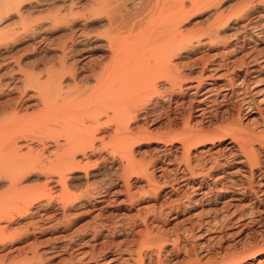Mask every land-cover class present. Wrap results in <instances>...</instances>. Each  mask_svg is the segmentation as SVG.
Listing matches in <instances>:
<instances>
[{"label":"bare ground","instance_id":"bare-ground-1","mask_svg":"<svg viewBox=\"0 0 264 264\" xmlns=\"http://www.w3.org/2000/svg\"><path fill=\"white\" fill-rule=\"evenodd\" d=\"M225 1L0 0V248L36 245L11 232L14 213L30 225L88 214L48 247L8 248L0 264H264V0L228 12ZM189 15L206 25L188 31ZM249 89L245 114L215 120ZM145 136L157 147L138 161ZM109 171L121 192L109 179L70 193ZM151 195L158 207L135 225ZM123 201L134 213L118 211Z\"/></svg>","mask_w":264,"mask_h":264},{"label":"rangeland","instance_id":"rangeland-1","mask_svg":"<svg viewBox=\"0 0 264 264\" xmlns=\"http://www.w3.org/2000/svg\"><path fill=\"white\" fill-rule=\"evenodd\" d=\"M55 1V2H54ZM63 1H65V0H49V2H48V0H47V2L50 4V5H54V6H60V4H62V2ZM83 1V2H82ZM252 1H254V0H226L225 2H223V10L225 11H236L237 9V11H239V9L241 8V7H245V5H248V4H250ZM47 2H45V3H47ZM51 2V3H50ZM81 2L82 3H85L84 2V0H81ZM241 4V5H240ZM238 6V7H237ZM237 9H236V8ZM236 9V10H235ZM242 9V8H241ZM257 10V9H256ZM255 12H258V10L257 11H255ZM233 13V12H232ZM45 15H46V17L49 15L48 13L46 14V13H44L43 15H38V17L40 18V17H45ZM190 16H192V18L190 17ZM36 17V16H35ZM194 17V18H193ZM37 18V17H36ZM38 18V19H39ZM188 18H189V20H187L186 21V25H185V29H187L188 31H192L193 29H197V26L199 27V28H203L205 25H206V20L204 21V20H200L199 18H197L196 16H194V15H189L188 16ZM206 18V17H205ZM200 22V23H199ZM204 22V23H203ZM208 22V21H207ZM197 24V25H196ZM196 25V26H195ZM203 25V26H202ZM225 25V24H224ZM229 25V24H228ZM195 27V28H194ZM198 28V29H199ZM195 31V30H194ZM55 38H53V40H54ZM57 40V41H56ZM55 41V42H54ZM54 41H52L53 42V44H51L52 42H50V44L53 46H57L59 43H60V41H59V38L57 39H55ZM59 41V42H58ZM58 42V43H57ZM53 46V47H54ZM221 46V45H220ZM215 48H212V49H210V51H208L207 49V51L205 50V49H201V51L200 50H197L195 53H193V54H191L190 56H189V58H193V57H199L200 55H202V53H200V52H203V54L204 53H207V52H210V53H216L217 52V50L219 49V51H221V49L222 48H220L219 47V45L218 46H214ZM219 47V48H218ZM222 47V46H221ZM43 50H42V49ZM40 49L42 50H40L39 52H44L43 54L42 53H40V55L42 54V55H46L47 54V50H45L46 49V47L44 46V45H41L40 46ZM259 49H261V52H262V55H264V45L262 44V45H260L259 46ZM196 73H197V71H195ZM195 74V73H194ZM260 83H258L257 84V87L258 88H260V89H264V71H263V73H261L260 74ZM242 92H241V94L240 93H237V94H234V95H232L229 99H228V101L224 104L225 106L222 108H219L218 109V111H217V115H216V117H215V120H221L222 118H224V119H230V118H235V116H236V114H237V112H238V110L240 109V110H242L244 113H242V114H245L246 112V108H247V106H248V104L250 103V104H252V102H253V100L256 98V96H254L253 95V92H251L252 90L251 89H249V90H241ZM237 95V96H236ZM239 95V96H238ZM241 95V96H240ZM245 100H247L249 103L248 104H246V102H245ZM245 102V103H244ZM244 104H246V105H244ZM225 111V112H224ZM253 111H255V110H253ZM161 118L163 119H161V121H162V123L163 124H165V126L168 124L167 123V114H165L164 115V112L163 113H161ZM169 115H171V114H169ZM166 116V117H165ZM164 117V118H163ZM222 117V118H221ZM247 117H249V114L247 115H244L243 117H241L240 118V120L242 121V123L243 124H247V125H249V127H250V129L251 128H253L254 129V127H255V125L257 126V130H258V127L260 126V124H259V126H258V124H257V121L259 120V119H257L255 116H252V117H255L254 119V121L253 122H249V119L250 118H248L247 119ZM170 118H173L172 116L170 117ZM247 119V120H244V119ZM223 120V119H222ZM257 120V121H256ZM142 120L141 119H139V120H137V124L138 125H142L143 123L141 122ZM177 121V122H176ZM176 121H173V123L175 124V125H178L179 124V121L178 120H176ZM256 121V124L255 125H253L254 124V122ZM167 123V124H166ZM161 125V127H165L164 125ZM260 128V127H259ZM156 129L157 128H155L154 130H152L151 132H153V133H155V131H156ZM256 130V127H255V131H257ZM152 133V134H153ZM153 136H151V138H150V136H145V138L144 137H142V138H139V140H136L135 141V143H134V146H133V151H134V155H135V158L138 160V161H140V159H142V158H144L146 161L147 160H149L151 157H153L154 155H152V154H154L155 152V149H156V142H154V141H156V139L154 140L153 138H152ZM155 138V137H154ZM153 139V140H152ZM154 149V151H153V149ZM100 164V165H99ZM91 167L89 168V169H91V171H98L99 169H102L103 168V166H104V168H103V171H105V170H107V168H105V165L104 164H102V163H100V162H92L91 164ZM118 164L116 163L115 164V166H117ZM95 166V167H94ZM94 168V169H93ZM93 169V170H92ZM108 170H110V169H108ZM110 173L108 174V173H105L104 172V174H102L101 176H99V177H95L93 180L92 179H90L89 181H88V183L87 182H85V181H74L73 182V186L71 185V189H70V193L71 194H82V192H84L83 190L84 189H86V186H87V188L89 187V188H92V187H95V186H98L99 184H101L102 182H104V181H107V180H112L113 181V183H112V188H114V190L116 189V191H120L121 192V190H122V181L119 179V178H117L118 176H117V174L116 175H114V174H111V171H109ZM105 175V176H104ZM84 182V183H83ZM111 183V182H110ZM34 184V183H33ZM88 184V185H87ZM144 183H140L138 186H139V188H141L142 187V185H143ZM31 185V184H30ZM35 185V184H34ZM90 185V186H89ZM33 186V185H32ZM120 186V187H119ZM141 191V190H140ZM138 192V191H136L135 193L136 194H150V193H143V192ZM122 194H124L123 192H122ZM144 196V195H143ZM150 197V196H149ZM159 197H161V196H159ZM123 199V198H122ZM162 199V198H161ZM150 200V201H149ZM125 202V203H124ZM149 202L150 203H154V205H153V208H151V207H149ZM122 205H124V206H121V207H119L118 208V211L119 210H121V211H125V209H127L128 210V208H129V210H131L130 209V203L128 202V205H127V202L126 201H123V203H122ZM126 205H127V207H126ZM140 206L142 207H146L147 209L145 210V208L144 209H141V212H140V214H141V216H140V218H138V219H136V222H135V225H137L138 224V226L140 225V223L142 222L141 220H144V217L146 216V213H149L148 215H150V214H152V211L155 209V208H157L158 207V204H156V202H155V200H154V198H153V195H151V197L150 198H147V196L146 197H143L142 198V203L140 202ZM148 206V207H147ZM122 208V209H121ZM77 211H79L78 213H76L75 215H72V216H70L69 217V223L70 224H66V223H62V220L61 219H58V218H56L57 220L55 221L53 218H52V221H50V220H46V221H44L45 223H41V222H43V221H38V222H35V225H30L29 224V222H30V220H27V219H30L29 217L28 218H26V220H25V217H27V216H25V214H23L22 212H20L19 214L18 213H14L13 214V221H12V219L10 218V220H11V232H16V233H19V234H21V233H23V231L24 232H26L28 235V238H30L31 240H32V238H33V241L35 240V243H36V245L35 244H32L30 247H28V245L24 242V241H18V242H15V243H12L11 245H9L8 246V244H9V242L7 243V241H6V244H5V246H8L7 247V249L5 248V246L4 247H1V248H3V250H1V248H0V253H5L6 251H8V248L9 249H13V248H19L20 246V248H24L25 249V251H28L30 248H31V250H32V248L33 247H35V248H33V249H38V250H40V249H43V248H45L46 246L48 247V246H50V244L53 242V239H54V236L56 235V233H58V232H60V231H73V230H75V229H79V228H81V226L83 225L84 226V223L88 220V218H87V216L86 215H88V214H86V213H80L81 212V210H77ZM132 211V213H134V211H133V209L131 210ZM22 213V214H21ZM132 213H131V215H132ZM144 213V214H143ZM78 214H80V215H78ZM84 214V215H83ZM19 215H20V218H19ZM24 215V216H23ZM27 215V214H26ZM23 216V217H22ZM15 217V218H14ZM34 218V217H33ZM23 219V220H22ZM139 219H140V221H139ZM15 220V221H14ZM25 220V221H24ZM102 220H103V218H102ZM167 220V219H166ZM28 222V224H27V222ZM104 221V220H103ZM14 222V223H13ZM17 222V223H16ZM59 222V223H58ZM16 223V224H15ZM25 223V224H24ZM38 223V224H37ZM58 223V224H57ZM166 223H169L170 224V226H168V228L170 229L171 227H172V221H170L169 219L167 220V222ZM179 226H180V228H183V227H185V225H184V223H179L178 224ZM28 226H29V228H28ZM62 226V227H61ZM80 226V227H79ZM82 226V227H83ZM138 226H135V227H137L138 228ZM178 226V227H179ZM187 226V225H186ZM55 228V229H54ZM132 228V229H131ZM167 228V229H168ZM50 229V230H49ZM129 230H126V233L124 234V238H127V239H130V238H135L136 239V237H135V235H133L134 234V231H132L131 232V230H133L134 228L133 227H129L128 228ZM29 232V233H28ZM25 233V234H26ZM247 233V232H246ZM24 234V233H23ZM30 234V235H29ZM127 234V235H126ZM34 235V236H33ZM127 236V237H126ZM133 236V237H132ZM53 237V238H52ZM52 241V242H51ZM50 243V244H49ZM18 245V246H17ZM25 246V247H24ZM28 247V248H27ZM4 249H6V250H4ZM26 249H28V250H26ZM31 250H29V252H31ZM15 253V252H14ZM13 254V253H12ZM14 255H16V253L15 254H13L11 257H13ZM181 257L182 256H180V259L178 260V262L181 260ZM44 262H46V263H44V264H50V261L48 260V261H44ZM53 263H55V261H52L51 262V264H53ZM172 264V263H171ZM179 264H180V262H179Z\"/></svg>","mask_w":264,"mask_h":264}]
</instances>
